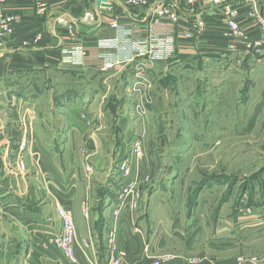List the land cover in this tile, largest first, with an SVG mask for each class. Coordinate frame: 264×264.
Segmentation results:
<instances>
[{"label":"crops","instance_id":"crops-1","mask_svg":"<svg viewBox=\"0 0 264 264\" xmlns=\"http://www.w3.org/2000/svg\"><path fill=\"white\" fill-rule=\"evenodd\" d=\"M99 1L2 0L0 4L7 14L20 19L12 36L0 45V264H72L49 242L59 232V209L71 215L76 227L74 264H110L113 260L157 264L166 253L172 255L171 260L158 264H191L187 259L192 255L198 257L196 264H234L233 254L214 255L213 234H207L204 226L184 233L173 228L166 233V227L179 223V216L175 220L168 216L166 206L154 202V195L141 217L128 209L113 217L121 185L131 178L119 175L117 166L134 157L122 137L135 124L127 110L103 106L105 99H99L98 92L86 99L82 85L87 83L85 68L99 74L92 80L101 82L108 76L100 74L132 65L134 33L147 29L153 11L160 6L177 11L178 31L192 19L205 21L201 37L189 40L187 47L176 45L175 50L187 48L188 59L201 56L213 61L233 53L230 46H235V52L242 50L228 37L226 9L239 10L236 22L253 38L255 20L246 14L254 4L264 18V0H224L215 8L203 2L185 7L182 0H149L139 10L129 9L127 0ZM116 20L124 24L120 26L129 37L116 51L97 50L96 39L112 36L110 24ZM68 29L86 48L85 58L70 59ZM161 43L154 41L153 49L162 48ZM260 48L254 46L252 60L259 59L254 52ZM74 80L81 87L76 86V92L69 88ZM23 139L27 170L20 173L16 164ZM140 158L137 178L153 181L164 176L159 172V159ZM172 179L175 185L181 178L175 175ZM202 236L207 237L201 240Z\"/></svg>","mask_w":264,"mask_h":264},{"label":"rangeland","instance_id":"rangeland-1","mask_svg":"<svg viewBox=\"0 0 264 264\" xmlns=\"http://www.w3.org/2000/svg\"><path fill=\"white\" fill-rule=\"evenodd\" d=\"M253 8L246 14L255 20L253 38L239 25L235 33L225 25L228 37L242 49L235 52V46H230L233 53L227 52L226 59H188L187 48L175 50L176 45L186 46L203 35L186 38L187 24H183L180 31L163 37L173 45L164 60L151 61L144 53L136 54L132 65L100 74L108 76L101 82L92 80L99 74L85 68L87 83L82 85L86 99L98 92L99 99H105L103 106L127 110L135 124L122 137L133 160L117 166L119 175L131 176L119 194L134 190L132 213L141 217L154 195V202L165 205L168 216L174 220L179 216V223L166 227V233L204 226L207 234H213L214 255L233 254L234 264H256L254 260L264 264V18ZM225 13L226 22L231 16ZM139 31L134 33L133 44L141 46L140 34L145 30ZM119 35L121 47L129 35L123 29ZM148 43L147 49L152 47ZM256 45L261 47L254 52L259 59L252 60ZM76 86L75 80L69 83L73 92ZM120 134L117 129L116 135ZM22 153L19 157L25 162ZM144 156L159 159L164 176L153 181L137 178V159ZM175 175L181 179L173 185ZM171 257L166 253L157 264ZM188 260L196 264L198 257Z\"/></svg>","mask_w":264,"mask_h":264},{"label":"built area","instance_id":"built-area-1","mask_svg":"<svg viewBox=\"0 0 264 264\" xmlns=\"http://www.w3.org/2000/svg\"><path fill=\"white\" fill-rule=\"evenodd\" d=\"M224 0H182L185 7H193L196 3H205L207 5L213 4H222ZM2 0H0L1 4ZM149 4V0H127L126 5L129 9L139 10L146 8ZM253 4V3H252ZM254 12L257 13L256 5H254ZM226 9L225 14H230L231 18H227L225 25L232 33H235L238 30V23L236 19L239 17L238 9ZM259 18V17H258ZM19 17L16 15L7 14L4 9L0 7V45L6 38L12 36L13 27L18 24ZM260 18L258 22L260 23ZM180 23V18L177 11L171 6H160L153 11V15L149 21V25L147 29H144L146 35L141 36L144 42L141 43V46L136 45L137 43L132 45V49L135 54L144 53V55H148L151 61H162L170 50L168 46L171 45L169 38L164 40V36H169L173 34ZM187 28L184 31V35L186 38H193L199 34L203 33L205 27V21L203 19H192L187 22ZM124 24H118V21H113L110 24V29L113 31V35L105 38H98L95 41V47L97 50L105 52V51H116L119 48L120 41V30L123 29L124 26H120ZM261 25L264 26V20H261ZM260 26V25H259ZM160 37V38H157ZM162 37V38H161ZM67 39L69 42L68 45V54L70 59L72 60H80L86 57V48L82 46V44L78 41L75 32L72 29L67 30ZM160 39L162 41L159 50L153 49L154 41ZM148 42L151 44V48H148ZM148 43V44H147ZM145 45V46H144ZM164 48V49H163ZM138 55H136L137 57ZM131 59L130 61H132ZM109 66V65H106ZM26 140L23 139L21 141L20 151H23L25 147ZM18 171L26 170V163L21 161L18 156V162L16 164ZM128 176V175H127ZM124 185V184H123ZM126 186V184H125ZM124 186V187H125ZM134 190L124 189L119 196L117 197V203L115 204V209L112 213L114 218H118L122 213H124L127 209L132 210L133 201H134ZM58 219L60 222V228L58 234L54 235L50 240V244L54 245L66 258V260L72 264L76 262L75 257V243L77 238V231L74 224V221L71 215L64 209L58 210ZM115 231H111L109 235L108 243L110 246L113 245V237ZM86 245V243H84ZM256 264H261L259 262H255ZM110 264H120L118 260L111 261Z\"/></svg>","mask_w":264,"mask_h":264},{"label":"water","instance_id":"water-1","mask_svg":"<svg viewBox=\"0 0 264 264\" xmlns=\"http://www.w3.org/2000/svg\"><path fill=\"white\" fill-rule=\"evenodd\" d=\"M99 4H105V0L99 1ZM105 6V5H104Z\"/></svg>","mask_w":264,"mask_h":264}]
</instances>
